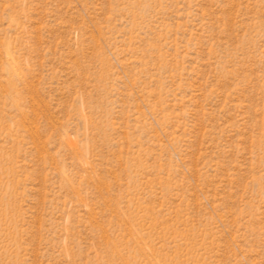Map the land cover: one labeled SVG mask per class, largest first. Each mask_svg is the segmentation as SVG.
<instances>
[{"label": "rangeland", "instance_id": "rangeland-1", "mask_svg": "<svg viewBox=\"0 0 264 264\" xmlns=\"http://www.w3.org/2000/svg\"><path fill=\"white\" fill-rule=\"evenodd\" d=\"M0 264H264V0H0Z\"/></svg>", "mask_w": 264, "mask_h": 264}]
</instances>
